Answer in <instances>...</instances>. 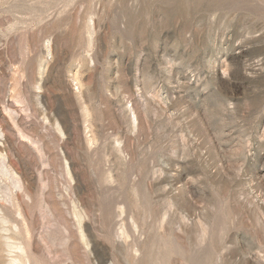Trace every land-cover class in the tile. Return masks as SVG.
<instances>
[{"label":"rangeland","instance_id":"374dc122","mask_svg":"<svg viewBox=\"0 0 264 264\" xmlns=\"http://www.w3.org/2000/svg\"><path fill=\"white\" fill-rule=\"evenodd\" d=\"M0 264H264V0H0Z\"/></svg>","mask_w":264,"mask_h":264}]
</instances>
